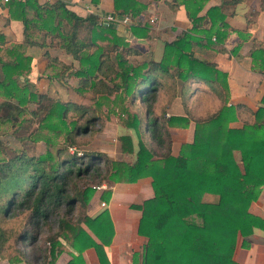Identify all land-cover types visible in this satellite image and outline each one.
Listing matches in <instances>:
<instances>
[{
  "label": "trees",
  "instance_id": "obj_1",
  "mask_svg": "<svg viewBox=\"0 0 264 264\" xmlns=\"http://www.w3.org/2000/svg\"><path fill=\"white\" fill-rule=\"evenodd\" d=\"M90 1L97 4L99 0ZM204 1L181 0L192 26L164 43L159 62L130 60L137 50L116 35L111 24L94 15H76L60 1H5L9 18L22 23L24 39L4 49L6 60L0 57V128L7 124L18 142L16 148H11L0 141V258L9 262L24 258L10 246L11 239H36L27 228L18 232L6 226L8 218L20 213L23 224L30 227L50 216L56 219L39 264H54L61 253L69 257L64 264H84L81 252L89 247L95 251L97 264H109L104 246L109 244L113 231L107 212L103 210L93 218H73L74 206L85 203L103 183H132L142 177L150 178L153 194L140 204L129 205L140 210L137 233L146 239L139 256L132 254L131 264H239L232 258L237 237L242 238L245 247L244 240L254 228L264 235V217L248 211L264 186V93L262 105L247 111L249 120L239 128L228 126L241 105H226L225 75L191 54L193 43L212 42V36L213 41L221 42L226 36L219 29L227 26L219 5L209 6L198 15ZM144 6L138 0H123L117 13L135 16ZM259 8L264 9V0H259ZM205 22L209 23L207 29L196 28ZM34 29L44 32L77 61L76 66L63 64L43 53L58 67L65 89L72 88L85 98L83 101L36 93L25 80L19 83L17 77L30 68V58L19 51L20 47L44 46L43 42L30 40ZM128 29L136 39H142L147 36L149 24L130 23ZM250 58L264 75V49L255 39ZM173 67L176 73L171 71ZM176 78L183 83L189 78L214 82L220 89L216 95L222 105L192 119L191 141L181 143L173 156L170 128H185L190 118L189 112L185 116L165 115L176 97ZM70 80L75 84L66 86ZM157 88L164 91L160 99ZM180 97L183 104L185 95ZM124 101L132 113L120 126L133 133L136 148L128 134L119 135V144L122 152L134 153L133 161L110 160L100 151H67L79 143L78 136L93 132L103 106L108 111L110 106H118L127 113ZM28 103L33 108H27ZM34 120L32 131L22 130L24 123ZM60 134L62 145L53 141ZM40 142L59 147L53 152L45 149L43 154L30 153ZM234 151L239 153L240 165ZM109 193L104 190L100 197L107 200Z\"/></svg>",
  "mask_w": 264,
  "mask_h": 264
},
{
  "label": "crops",
  "instance_id": "obj_2",
  "mask_svg": "<svg viewBox=\"0 0 264 264\" xmlns=\"http://www.w3.org/2000/svg\"><path fill=\"white\" fill-rule=\"evenodd\" d=\"M55 1L62 2L66 9L76 15L81 17L94 15L100 21L102 15L117 13L123 6V0H99L97 4L91 3L90 0H38L39 3H53ZM138 1L145 6L139 14L131 16L130 23L143 24L147 22L149 29L146 37L136 39L129 31L128 24L116 22L112 23L115 25H111L115 29L116 35L122 37L129 47L137 50V54L129 56L130 60L159 62L164 54V43L171 42L180 33L190 29L191 21L187 17L181 0ZM4 3L5 1L0 0V57L6 60L4 49L22 43L24 35L22 23L19 20L9 18ZM213 5H219L220 12L224 15V22L227 26L219 29L224 31L226 36L221 42L213 41L212 36V42L206 43L201 40L200 44L193 43L191 54L198 60L213 64L218 71L225 75L226 105H241V108L236 109V119L230 122L228 126L239 128L244 121L249 120L247 111H254L257 106L262 105L260 100L264 93V75L253 65L250 51L253 47V39L257 40L264 49V9L259 8V0H244L238 4H228L227 0H205L198 15H203L205 9ZM201 25L196 28L199 30L202 27L205 29L209 27L208 22ZM31 31L30 40H33L34 43L43 42L44 46L25 44L20 47L19 51L30 58V68L28 72L18 76L17 80L19 83L25 80L28 87L36 93L53 94L58 90L56 87L65 89L66 87L61 84L63 79L58 74V67L49 58H55L58 62L73 64L74 66H76L77 61H73L63 49L45 37L44 32L35 29ZM45 51L49 58L43 56ZM168 60L166 59V62ZM171 71L176 73V68L173 67ZM42 79H46L47 85L46 88L40 90L37 86ZM175 87L174 94L176 97L165 110V115L185 116V113L189 112L190 118L185 128H170L172 138L170 154L173 156L178 154L181 143L191 141L194 125L192 119L212 113L222 105L216 95L220 89L216 87L214 82L189 78L186 83H183L176 78ZM65 91L68 90L65 89ZM57 93L59 94V90ZM163 93L162 88H157L159 99ZM182 94L185 95L183 104L180 97ZM29 104H31L30 108H33V104ZM121 134L131 136L135 150L136 140L133 133L120 126L119 135ZM118 146L121 156L119 158L110 157L102 151L100 152L110 160L133 161L134 153L122 152L120 144ZM233 156L240 165L239 153L234 151ZM104 190L110 192L107 200L100 197ZM152 194L149 177L139 178L132 183L114 182L107 185L103 183L95 188L85 203L81 205L77 203L74 206L76 215H73V210L72 217L86 215L93 218L105 210L113 231L109 244L104 246L109 264H131L132 254L136 253L139 256L146 239L137 233L140 210L129 205L140 204L143 200L151 198ZM210 198L207 196L206 199ZM248 211L261 218L264 217V186L261 187L257 199L250 203ZM81 225L96 240L94 234L85 225ZM241 241L242 238L238 236L232 252L233 260L239 264H264L263 231L254 228L244 240L245 247L241 245ZM81 256L84 264L98 263L92 247L84 249ZM68 259L67 254L61 253L56 256L54 264H64ZM39 260L36 258L30 261L24 257L18 261L9 262L7 258H0V264H39Z\"/></svg>",
  "mask_w": 264,
  "mask_h": 264
},
{
  "label": "rangeland",
  "instance_id": "obj_3",
  "mask_svg": "<svg viewBox=\"0 0 264 264\" xmlns=\"http://www.w3.org/2000/svg\"><path fill=\"white\" fill-rule=\"evenodd\" d=\"M115 25V24H112ZM47 81L46 79H42L38 84V89L43 90L46 88ZM51 83H53L51 81ZM75 82L73 80L69 81V85H74ZM54 85V84H53ZM59 90V95L55 91L52 95H59L62 98L72 99L75 101H83L85 98L75 93L72 88H67V92L65 89L56 87ZM65 91V93H64ZM208 101V100H207ZM124 107L126 108V112H121L118 108V106H110L111 110H106V108L103 106L102 111L99 115V121L97 120L93 132L91 134L87 135H81L78 136L77 139H79V143L76 145H73L71 147H68L67 151L69 153H75L78 151H102L106 155L114 158L121 157L119 154V133H120V126L122 125V120H124L127 116V114H131L132 109L129 107L128 103L126 101L123 102ZM26 107L30 108L31 104H27ZM24 117H28V115H25ZM99 129L97 130L96 127ZM36 126V121H31L28 123H24L23 129L24 131H32ZM119 126V127H118ZM122 127V126H121ZM123 128V127H122ZM125 129V128H123ZM0 141L7 144L8 147L16 148L18 146V142L15 141L11 134V128L6 124L0 128ZM53 141H55V144L58 143L59 145H62L64 143L62 139V135L53 138ZM51 145L49 147L45 146L43 143L40 142V144L36 143L35 148L30 151V153L35 154H43L45 149L50 150L53 152L55 148L59 145ZM78 209V208H77ZM73 215H76V210H74ZM20 213L11 216L6 221V226L9 227H15V230L18 232H23L26 228L29 232L30 236L35 235V240H27V241H17L16 239H11L10 246L16 247L19 252L28 260L32 261L33 259L38 258V260L42 258L43 250L48 247L47 244H45V240L48 237V233L55 230V221L56 219L54 216H50L49 220L44 221L43 223H38L35 227H30L29 225L25 226L23 224V221L20 219ZM41 257V258H39ZM39 260V261H40Z\"/></svg>",
  "mask_w": 264,
  "mask_h": 264
},
{
  "label": "built area",
  "instance_id": "obj_4",
  "mask_svg": "<svg viewBox=\"0 0 264 264\" xmlns=\"http://www.w3.org/2000/svg\"><path fill=\"white\" fill-rule=\"evenodd\" d=\"M6 1V0H3ZM131 15L127 14H118V13H107L102 15L101 22L105 24H112V23H121V24H130Z\"/></svg>",
  "mask_w": 264,
  "mask_h": 264
}]
</instances>
